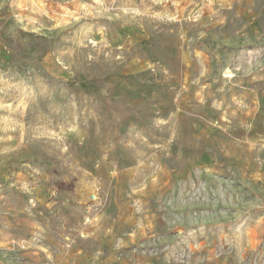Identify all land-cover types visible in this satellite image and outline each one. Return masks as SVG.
Listing matches in <instances>:
<instances>
[{
    "label": "rangeland",
    "instance_id": "rangeland-1",
    "mask_svg": "<svg viewBox=\"0 0 264 264\" xmlns=\"http://www.w3.org/2000/svg\"><path fill=\"white\" fill-rule=\"evenodd\" d=\"M0 264H264V0H0Z\"/></svg>",
    "mask_w": 264,
    "mask_h": 264
},
{
    "label": "bare ground",
    "instance_id": "bare-ground-1",
    "mask_svg": "<svg viewBox=\"0 0 264 264\" xmlns=\"http://www.w3.org/2000/svg\"><path fill=\"white\" fill-rule=\"evenodd\" d=\"M228 77H230V76H228Z\"/></svg>",
    "mask_w": 264,
    "mask_h": 264
}]
</instances>
